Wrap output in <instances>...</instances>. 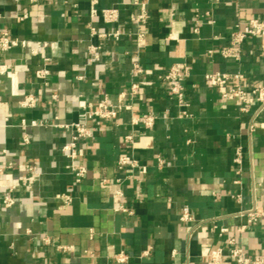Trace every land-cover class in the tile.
<instances>
[{
  "label": "crops",
  "instance_id": "obj_1",
  "mask_svg": "<svg viewBox=\"0 0 264 264\" xmlns=\"http://www.w3.org/2000/svg\"><path fill=\"white\" fill-rule=\"evenodd\" d=\"M91 7L0 0V31L27 42L0 49L8 67L0 75V264H213L217 247L222 264H236L233 237L264 264V108L254 100L242 111L206 78L229 73L226 86L249 94L264 86L263 39L248 37L240 59L221 53L237 25L264 19V0H99L97 15ZM105 8L118 19L107 22ZM178 63L191 67L186 105L165 78ZM106 98L117 116L88 117ZM73 123L92 134L75 159L63 151ZM125 156L136 162L121 165ZM73 163L88 169L80 182ZM185 206L192 221L181 219Z\"/></svg>",
  "mask_w": 264,
  "mask_h": 264
},
{
  "label": "built area",
  "instance_id": "obj_2",
  "mask_svg": "<svg viewBox=\"0 0 264 264\" xmlns=\"http://www.w3.org/2000/svg\"><path fill=\"white\" fill-rule=\"evenodd\" d=\"M91 2V13L93 15H97L99 10L97 8V4L99 0H90ZM102 14L104 19L107 22H112L118 19V10L114 8H105L102 10ZM26 16V15H25ZM146 17L145 13L134 17L136 21H142ZM118 32L115 35L118 36ZM248 37H257L263 39V48H264V19L260 18H251L243 25H237V28L232 32L231 35V42L233 47H225L221 50V53L226 57H234L236 59L241 58L240 48L243 42ZM144 38V33H139V40L140 42ZM20 44L26 46V41H19L18 39L12 38L7 32L0 31V49L8 50L13 47H17ZM212 52V51H211ZM137 70L141 71V68L138 64H136ZM191 67L186 63H178L170 67L168 73L166 74L165 78L170 82L171 88V95L175 97L180 105H186L187 101L185 98V87L182 83V80L188 76ZM8 70L6 64H0V75L5 74ZM49 74V70L47 68H42L37 71V76L40 78H44ZM241 77L240 74L237 75ZM231 75L229 73H222L219 71L207 73L206 78L207 81L213 86H220L225 87L222 91V96L225 99H236L237 102L240 104V108L242 111H247L250 104L254 102V100H258L260 102L261 109L264 108V86L259 84L253 87L251 94L244 90L241 87H227V83L230 79ZM138 85L134 83L132 85V92H137ZM124 95V93L122 94ZM33 98L29 97L24 101V105H32ZM118 108L113 105L109 99H104L97 105H89V109L87 111V116L92 118H100V119H111L117 116ZM143 122L146 126H152L154 123V116L151 114L144 115L142 118ZM33 124H37V121H32ZM67 127L69 125H66ZM75 129V134L72 140L67 143L63 147V151L66 155L71 158L75 159L77 155V144L78 142L85 138L91 136V132L87 127L86 123H73L71 125ZM132 138V137H129ZM237 163H242V150L241 148L237 149V156H236ZM136 162L135 159H132L129 156L122 157L120 159V164H134ZM71 170L73 171L75 178L78 182L82 181L83 178L87 174V167L83 165H71ZM103 184H108L109 181L104 179L102 181ZM14 203V199L11 196H6L4 199V204L6 206H11ZM256 217L253 216V219ZM181 219L185 222L192 221L193 215L190 211L188 206L184 207L183 214ZM252 220V219H251ZM246 226H243L242 229H245ZM229 233V229L227 227L221 228V234ZM232 243V248L229 252V257L236 263V264H259L261 263V259L259 258H252L247 254L246 249L239 245L236 239L233 237L230 239ZM211 261L213 264H222L224 259V251L221 247L213 248L210 251ZM116 259L119 262H126L128 260V256L125 253H119L116 255Z\"/></svg>",
  "mask_w": 264,
  "mask_h": 264
}]
</instances>
